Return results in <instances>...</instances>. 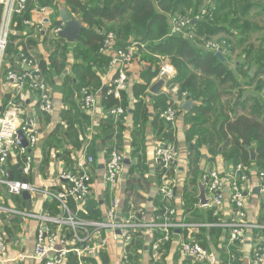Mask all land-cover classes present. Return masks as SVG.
<instances>
[{
    "label": "crops",
    "instance_id": "1",
    "mask_svg": "<svg viewBox=\"0 0 264 264\" xmlns=\"http://www.w3.org/2000/svg\"><path fill=\"white\" fill-rule=\"evenodd\" d=\"M1 1L3 0H0V3ZM54 3L55 10L47 6L35 7L31 9L28 16V20L31 22L30 27L35 28L34 33L28 37L29 41L33 43V45H30V53L38 62L41 60L44 62V79L51 90L52 110L49 113L40 112L35 94L23 93L20 95L13 93L11 86L5 81L3 73L0 77V112H3L9 99L14 98L20 104L22 111L34 117L37 123L38 141L31 151L33 167L26 180L38 187L44 185L53 189L62 184L58 180V174L65 166L71 168L76 159L84 155H90L93 158L92 166L89 168L92 177L90 198L80 208L74 203L70 205L82 217H101L108 208L111 198L105 187L103 172L104 161L110 152L108 144L113 143L118 146L113 147L119 149L124 156L123 169L120 174V191L118 193L122 211L121 217L132 211L137 221L152 220L165 206L162 197L158 193L162 181L161 165L155 157L154 148L157 145L156 143L164 138L170 124L162 119L160 115L157 119H154V117L162 112L159 95H166L172 99L171 104L176 110L175 123L173 126L171 125L173 130L172 144L179 152L176 161L173 163V170L169 174L176 195L171 206L175 211L174 222L185 225L175 226L171 229L169 239L159 245L155 259L152 258L153 251L151 247L161 237L162 232L138 231L135 239H140L142 246L137 251V264H201L184 256L180 250V244L190 240L199 243L212 253L216 257L214 264H251L256 243H264V229H248L242 242L230 244L228 242V231L219 226V223L228 221L231 217L228 192H226L221 208H216L210 204L211 197L206 186V203L202 204L198 198L199 185L204 183L202 174L199 175L196 186L189 183L190 176L187 169L188 144L195 143L199 137L193 130L194 121L192 120L194 114L191 110L194 105L200 104L199 101L186 98L185 93H179L177 85L171 86L164 80L162 86L153 93L151 88L159 79L156 75L152 78L149 77L145 71L150 68L156 69L158 63L153 62L151 58L146 59L135 54L127 64L129 90L126 93H128L129 101L128 113L123 116L124 124L121 139L118 142L117 139L114 141L111 138L109 142V139H105V135L101 134L100 125L110 116L107 114L109 109L106 110L107 108L103 106V89L112 79L113 70L109 71L107 69L101 77V89L93 88L94 85H90L91 90L88 89V91L96 98V104L91 110H85L81 103L82 95L75 90L73 104H71L73 107L70 109L69 104L64 102L62 87L67 78L72 79L74 83L79 82L80 77L74 71V64L79 60L74 58L76 41L69 43L66 40L68 51L65 58L62 60V57H56L55 61L52 62L51 60V56L54 57L55 55L54 50L64 45L57 40L58 36L54 33V29L63 23L61 21V11L65 9L70 13L64 4V0H56ZM15 33H18L19 36L21 32L15 31L13 35ZM17 43L16 40L13 42L12 51L8 52L6 57L8 64L15 68H18L19 63L17 53L13 54L15 48H18ZM243 48L244 46L235 51H225L223 53L229 67L236 75L237 81L241 83L239 88H232L230 95L221 97V102L229 100L228 108L234 107L233 102L236 101L239 94L241 100L253 94V89L257 86L256 82L263 86L261 97L264 100V73L254 76L255 63L251 67L244 66L241 68L245 59L244 54L239 55L238 52ZM113 53L112 49L103 52L104 55L110 58ZM6 65L7 63L4 64V66ZM147 78L151 79L147 83L146 95L134 98L131 88L134 84H145ZM249 81H253V83L246 84ZM9 94L12 97H9ZM138 99L143 100L149 116L144 121L139 119V121L134 122L132 113L134 104ZM186 101L191 102L190 106L184 107ZM63 111H70L68 113L69 119L62 117ZM248 112V107H246L244 110L239 109L236 114L245 115ZM83 115L86 121H84ZM211 120H213V117H211ZM210 126L209 123L204 125L205 128L208 127L209 129ZM199 151L202 155L200 167L204 169V173L211 168L230 178V170L233 166L231 162H226L220 153L211 155L206 144L202 145ZM249 160L251 163L246 164L248 181L243 183L246 219L258 225H264V192L258 188L259 181L257 178V172L261 169L254 164L255 159L251 160L249 158ZM21 162V157L12 155L9 158L8 173L10 172L14 179L23 178V175H21ZM16 198L2 195L5 204H21V201H17ZM33 207L48 211L51 214L57 211V204L52 200H45L42 195H37ZM36 227L37 223L32 220L2 219V230L6 238L19 237L21 240L20 246L9 247L3 264H39V261L33 258L15 259L17 252L28 254L32 252ZM123 249L122 243L116 242L110 237L106 251L100 252L95 257L88 256L84 258V262L86 264H126V261L123 260Z\"/></svg>",
    "mask_w": 264,
    "mask_h": 264
},
{
    "label": "trees",
    "instance_id": "2",
    "mask_svg": "<svg viewBox=\"0 0 264 264\" xmlns=\"http://www.w3.org/2000/svg\"><path fill=\"white\" fill-rule=\"evenodd\" d=\"M54 1L56 0H26L23 12L12 16L3 71L7 69L4 64H8L6 57L12 51L15 40L18 41V48H15L13 54L31 52L30 45L33 43L28 37L34 33L35 28L23 25V21L28 20L31 9L47 6L55 10ZM64 4L69 14L81 20L84 25L74 45V58L79 60L74 64V71L80 80L74 83L67 78L62 87L64 102L69 104L70 109L73 107L71 104L74 90L80 94L82 88L90 89L91 84L94 85L93 88L101 89L100 79L109 68L111 60L103 54L101 48L106 35L112 33L114 43L108 49L127 52L135 44L136 53L140 57L151 58L156 63L167 57L176 70L175 77L168 84L177 85L179 93H185L186 98L199 101L200 104L194 105L191 110L194 114L193 130L199 135L195 143L188 144L187 169L191 185H197L198 177L204 170L200 167L202 155L199 151L204 144L208 146L211 155L220 153L226 162L241 164L245 168L246 164L251 163L248 148L254 145V164L264 170V100L261 97L263 86L256 82L254 93L243 100L239 94L233 102L234 107H227L229 100L221 102L223 95H230L232 88H239L241 84L223 55L225 51L232 52L244 46L238 52L239 55L244 54L245 59L241 68L251 67L255 63L254 76L264 73V0H208L207 3L205 0H64ZM192 18L196 20L193 19L184 32L172 31L173 23ZM15 31H25L26 34L13 35ZM211 37L217 38L216 42L224 60L216 56L215 50L204 46L205 41H209ZM57 40L64 45L60 46L61 49L54 50L52 62L56 57H62L63 60L68 51V43L59 37ZM39 65L44 79L43 60ZM145 72L152 78L157 71L150 68ZM151 78H147L143 85H133L131 91L134 98L146 95L147 83ZM44 81L46 82L45 79ZM252 83L253 81H249L246 84ZM47 85L49 87L48 83ZM106 90L107 87L103 89V106L106 110L120 106L125 112L117 118L108 116L100 125L101 134L109 142L111 138L119 142L124 124L123 116L128 113L129 97L128 93L122 92L120 99H115L107 95ZM9 97L12 96L9 94ZM159 99L162 111L172 103V99L166 95H159ZM246 107L248 114H236L239 109L244 110ZM68 113L70 111H63L62 117L69 119ZM159 115L160 113L156 114L154 119L159 118ZM132 116L134 122L147 119L149 114L143 100L136 101ZM83 119L86 121L84 115ZM207 123L211 124L210 129L204 127ZM172 132L169 125L164 138L159 141L173 143ZM113 146L117 145L108 144L109 151L117 149ZM173 167L171 163L168 174H171ZM16 200L19 201L20 198L17 197ZM98 218L100 216L95 219ZM141 246V240L137 238L129 244L128 264H137V251Z\"/></svg>",
    "mask_w": 264,
    "mask_h": 264
},
{
    "label": "built area",
    "instance_id": "3",
    "mask_svg": "<svg viewBox=\"0 0 264 264\" xmlns=\"http://www.w3.org/2000/svg\"><path fill=\"white\" fill-rule=\"evenodd\" d=\"M0 19V77L3 73L4 79L11 86L13 93L35 94L39 110L49 113L52 110L51 90L43 79L38 60L30 53H19L18 68H12L7 64V69L2 70L3 60L6 55L8 37L11 33L10 23L14 14L20 15L26 6V0H3ZM183 24V23H181ZM180 22L173 23V32L180 31ZM23 25H31L29 20H24ZM63 27L61 23L54 29L57 35ZM26 34L25 31L20 35ZM114 43L112 33L106 35L101 51L104 52ZM207 48L219 50V44L210 41ZM137 47L133 44L127 52L116 51L111 57L109 68L113 70L114 77L108 83L106 94L115 99H120L122 92L129 90L127 75V64L137 54ZM156 76L165 82L172 80L176 75L175 67L167 60L156 65ZM81 103L86 111L92 109L96 104V98L82 88L80 91ZM120 106L112 107L107 114L115 118L124 114ZM160 117L173 126L176 119V110L172 104L165 108ZM19 133L25 141L23 145ZM38 141V127L34 117L24 113L18 102L10 99L3 112H0V264L5 262V255L9 247L20 246V238H6L2 230V219L32 220L37 223L35 240L31 253L17 252L15 259L24 260L33 258L39 264H86L84 258L98 256L100 252L106 251L110 237L116 242L122 243L123 260L128 263L127 247L135 239L136 233L141 230L151 232H162L161 237L151 247L152 258L157 257L159 245L167 241L170 231L175 226L185 224L174 222V209L171 203L175 199V190L170 176L167 173L169 165L174 163L178 157V150L172 143L158 141L154 148L155 157L161 165V185L158 193L162 197L165 206L155 218L149 221H137L134 213L121 217V206L118 193L120 191V174L123 169V154L118 149L109 152L104 161L103 180L111 198L108 208L98 218L82 217L74 211L71 203L79 208L88 201L91 195L92 177L89 168L92 166L93 158L84 155L76 159L71 168L64 167L58 174V180L62 184L53 189L42 186L38 187L26 180L33 167L31 151ZM21 157L22 179L8 178V162L10 156ZM230 178L216 169L202 173V181L209 195L210 204L221 208L226 192L231 205V217L228 221L219 223V226L228 231V242L230 244L242 242L248 229H264V225L249 222L245 214V194L243 183L248 181V170L241 164L233 165L230 170ZM259 181L258 188L264 192V170L257 172ZM258 189V190H259ZM29 194L27 200L20 198L22 192ZM19 197L21 204H5L2 195ZM37 195H42L45 200H52L57 204L54 214L33 207ZM27 202L31 208L26 207ZM180 250L186 257L201 264H214L216 257L195 241H184L180 244ZM73 258H75L73 260ZM264 243L257 242L252 255L251 264H263Z\"/></svg>",
    "mask_w": 264,
    "mask_h": 264
},
{
    "label": "water",
    "instance_id": "4",
    "mask_svg": "<svg viewBox=\"0 0 264 264\" xmlns=\"http://www.w3.org/2000/svg\"><path fill=\"white\" fill-rule=\"evenodd\" d=\"M61 21L63 22V27L61 30L58 31L57 36L66 40L69 43H73L75 42L78 37L80 36L82 29H83V23L81 22V20L76 19L74 17H72L65 9H62L61 11ZM193 22V20L191 21ZM216 56H218L221 60H223V55L221 54L220 50H217L215 52ZM163 80L159 79L157 83H155L153 85V87L151 88V91L153 93H155L163 84ZM191 102L190 101H186L184 103V107H188L190 106ZM20 139L23 142V145H25V141L22 138L21 134L19 133ZM248 153H249V158L251 160H254L256 157V152H255V147H249L248 148ZM207 172H209V169H207ZM8 178L11 179L12 175L10 174V172L8 173ZM205 184L206 183H201L199 185V195L198 198L200 200V202L202 204L206 203V199H205ZM21 199L23 200H27L29 198V194L26 191L22 192V195L20 196ZM27 207L28 209L31 208L30 204L27 202Z\"/></svg>",
    "mask_w": 264,
    "mask_h": 264
},
{
    "label": "rangeland",
    "instance_id": "5",
    "mask_svg": "<svg viewBox=\"0 0 264 264\" xmlns=\"http://www.w3.org/2000/svg\"><path fill=\"white\" fill-rule=\"evenodd\" d=\"M205 2L207 3L208 2V0H205ZM196 20V18H192L191 20L190 19H186V20H183V19H181L179 22H180V24L181 23H183V24H181L182 26H181V28H180V31H182V32H184L186 29H187V26H188V24H190V22L192 21V20ZM193 20V21H194ZM178 33V32H177ZM210 41H214V43L217 41V38L216 37H211V39L209 40V41H205V47H206V44H209L210 43ZM162 60L160 61V62H162V61H165V60H167L168 62H170L169 61V59L167 58V57H165V58H161Z\"/></svg>",
    "mask_w": 264,
    "mask_h": 264
}]
</instances>
